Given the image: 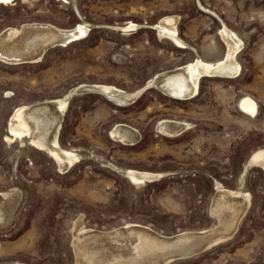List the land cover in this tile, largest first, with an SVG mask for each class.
Returning a JSON list of instances; mask_svg holds the SVG:
<instances>
[{"label": "rangeland", "instance_id": "374dc122", "mask_svg": "<svg viewBox=\"0 0 264 264\" xmlns=\"http://www.w3.org/2000/svg\"><path fill=\"white\" fill-rule=\"evenodd\" d=\"M171 14L186 48L152 26ZM80 21L86 24L81 37L49 47L37 61L0 59V264H88L75 252L79 226L113 232L137 223L164 235L208 228L215 223L216 183L249 197L235 233L166 264H264V166L249 162L240 175L249 153L264 149V0L0 2V31ZM129 23L135 27L118 26ZM223 25L242 42L237 76L201 77L197 94L183 100L147 85L156 72L196 54L220 58ZM95 83L136 96L122 104L97 91H73L57 134L59 146L78 155L66 169L27 136L5 137L15 106ZM241 97L255 101L254 115L240 108ZM162 119L189 126L169 136L158 126ZM117 123L134 128L138 138L126 144L112 137ZM126 168L157 175L135 184ZM116 244L96 249L94 264H105Z\"/></svg>", "mask_w": 264, "mask_h": 264}, {"label": "bare ground", "instance_id": "6f19581e", "mask_svg": "<svg viewBox=\"0 0 264 264\" xmlns=\"http://www.w3.org/2000/svg\"><path fill=\"white\" fill-rule=\"evenodd\" d=\"M8 1L0 0L2 3ZM176 19L177 17L172 14L161 16L158 22L152 26L161 35L167 36L179 46L186 48L189 45L177 35ZM118 26L124 30L135 27V24L129 23ZM85 28L86 24L81 21L70 28L57 27L46 22H28L17 27H6L0 31V59L7 63L37 61L49 48L47 46L53 47L55 44L62 46L76 40ZM219 33L225 41V50L220 58L210 60L196 54L185 63L156 72L147 83L168 96L183 100L190 99L197 94L201 77L233 78L237 76L240 66L235 55L241 48L242 42L236 33L225 25L222 26ZM73 37L76 39L70 40ZM86 86H93L100 90L106 89L116 96L113 97L115 102L122 104L136 96V91L126 92L108 84L76 85L58 97L15 106L8 120L10 134L5 137L7 139L12 137L13 139L14 137L22 139L27 136L34 145L49 152L54 157L58 168L66 169L77 159L78 155L71 148H62L58 144L57 134L61 117L73 91ZM238 102L244 112L249 115L256 113L257 105L251 98L241 97ZM158 126L163 133L175 136L189 125L175 119H162L158 122ZM111 134L112 137L114 136L118 141L126 144H132L138 138L137 131L126 123L115 124L111 129ZM3 139L5 138L3 137ZM249 154L243 163L241 176L249 162H256L264 166V149L259 148ZM123 171L126 172V177L135 184L157 175V173L128 168L123 169ZM248 205L249 197L240 187L228 188L216 183L215 194L210 206V211L215 217V223L208 228L193 231L183 230L164 235L152 230L148 225L137 223H127L122 225L121 229H116L113 232L86 229L84 226H79L75 234V252L82 254L88 264H94L96 253H99L96 249L104 251L107 248L106 244L114 241V244L117 243L118 250H112L110 259L105 264H159L163 259H168L170 256L199 252L204 245L206 247L202 249H206L209 243L218 244L226 240L229 233L230 235L235 233L239 220ZM90 247H95V250H90Z\"/></svg>", "mask_w": 264, "mask_h": 264}, {"label": "water", "instance_id": "95a60500", "mask_svg": "<svg viewBox=\"0 0 264 264\" xmlns=\"http://www.w3.org/2000/svg\"><path fill=\"white\" fill-rule=\"evenodd\" d=\"M84 34V32L79 36V37H81L82 35ZM73 39H76V38H71L70 40H73ZM55 45H57V44H55ZM47 47H50V46H47ZM46 47V48H47ZM147 85H151V84H149V83H147ZM105 90V91H104ZM90 92V91H97V92H99V93H102L103 95H105L106 97H108L109 99H111V100H113V101H115L114 100V94L113 93H111V92H108L106 89H95L93 86H86V87H80V88H78L76 91H74V93H82V92ZM116 97V96H115ZM252 163V162H251ZM124 175L126 176L127 174H126V172H124ZM156 176H154V177H150V178H148V179H152V178H155ZM233 234H231L230 235V233H229V237H231ZM229 237H227V238H229ZM213 244H215V243H209V245H208V247L209 246H211V245H213ZM204 247H206V245H204L202 248H204ZM202 248H200V251L201 250H203ZM199 250V249H198ZM198 250H195V251H198ZM195 253H197V252H195ZM192 254H194V252H191V253H188V254H186V255H182V256H170V258H166V259H163L159 264H166L167 262H169V261H172V260H174V259H177V258H179V257H182V258H184V257H187V256H190V255H192Z\"/></svg>", "mask_w": 264, "mask_h": 264}]
</instances>
